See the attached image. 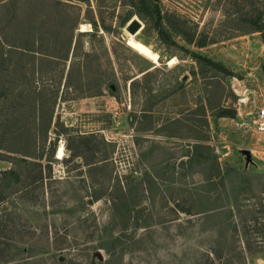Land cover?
Listing matches in <instances>:
<instances>
[{"label": "rangeland", "instance_id": "rangeland-1", "mask_svg": "<svg viewBox=\"0 0 264 264\" xmlns=\"http://www.w3.org/2000/svg\"><path fill=\"white\" fill-rule=\"evenodd\" d=\"M139 1H39L36 36L24 37L10 22L15 9L26 21L35 2L6 0L2 26L21 39L9 55L0 43V137L17 98L44 100L54 118L41 141L37 189L26 187L34 167L21 162L14 186L24 194L0 203V264H264L263 252L247 251L243 228L229 226L221 237L231 219L201 212L223 192L216 180L203 197L214 154L240 173L225 180V205L251 175H262L252 181L262 199L264 131L255 124L264 108L262 34L234 30L231 0ZM135 19L141 27L132 34ZM74 25L69 49L63 40ZM209 100L236 117L213 115ZM200 140L208 145L200 152L212 155L205 163L195 151ZM0 154V171L13 168Z\"/></svg>", "mask_w": 264, "mask_h": 264}, {"label": "trees", "instance_id": "trees-1", "mask_svg": "<svg viewBox=\"0 0 264 264\" xmlns=\"http://www.w3.org/2000/svg\"><path fill=\"white\" fill-rule=\"evenodd\" d=\"M3 1L4 0H0V4H4L0 5V10L3 11V16L0 17V43H6L8 45L9 49L5 51V54L9 55L12 52L11 48L17 45V43L20 42L19 40L21 39L18 38V35H16L15 33H20V36L23 35L24 37L27 35L33 37L36 36L37 30L35 31L36 21L33 18L35 15L34 12L35 10L41 8V2L45 5V1L49 0H34L35 7L33 8L35 9L34 11L26 12V21H24L21 16L18 17L20 10L18 9L16 11L15 9V15L11 19L10 25L15 27L16 31L14 34L10 35L6 33L5 28L2 26L3 21L6 18L4 16L6 12V0L4 2ZM20 1L23 0H10V3H18ZM36 1L41 2H39L40 4H37ZM139 2L143 5L147 4V0H140ZM231 3L233 7L231 14V23L234 30L236 32L244 33L260 32L262 34V40L264 43V0H231ZM15 8H17V6ZM156 10L158 12V17L162 20L161 10L158 6ZM47 33L48 31H45V34ZM44 38L45 37H42V40H45ZM73 39L74 35L72 34L71 38L69 37L68 40H63L64 43L68 44L67 46L69 47V49L72 46ZM37 42L40 43V40L38 39ZM207 42V40L201 42L200 46H204L205 44H207ZM21 47L28 49V47H25L24 45ZM27 51L34 52L35 54L40 52L37 49H29ZM192 55L199 63L205 62L208 65H211L213 68L219 70L220 72H223L227 75H235L233 71L229 70L223 64L214 61L211 58L205 57L199 53H193ZM39 63L42 64V61L38 58L35 62L36 71L38 70L37 68L39 66ZM262 69L264 70V63L262 65ZM210 86L213 87L212 84H210ZM28 89H26V91L28 92L27 94L35 92L31 88ZM13 90L17 91L19 89L14 88ZM23 93H25V90L23 91ZM45 105L46 102L44 100L25 101L24 99L17 98L8 107L10 108V112L5 121V128H7L9 131L4 132V138L0 137V150H3L7 155V160L12 163L13 168L0 171V203L2 201H5L7 198L9 199L10 196L24 194L23 188L16 189L14 186V183L16 181L19 182L22 180L21 173L16 170L17 164L25 162L34 167V174L30 173V179L26 187L37 183L39 181V178L42 177H39L38 174H35V170L38 169L41 175V161L44 158V153L41 152V141H47L50 138V130L54 118V111L48 110ZM208 108L211 112H213V115L215 116L235 118L237 115L236 109L228 110L225 107L212 103L210 100L208 101ZM216 110L220 111L218 112ZM205 113L206 122L207 125H209L206 110ZM200 141L201 142L195 145V151L198 152L200 157H204L203 163H205L212 155L208 152H200L201 148H208V145L203 143L205 142L204 140ZM214 157H216V162L214 163L213 172L209 175L205 174L204 182L206 183V185L204 186L205 190L203 197H210L208 193L212 189H207L206 186L208 185V183H211L210 185L213 186V182H215L216 180L221 183L223 192L217 194L216 199L212 202V208L204 209L201 212H208V218H221L224 216H228V218H230L231 220L227 224H223V228L227 229H221L222 231H224L223 233L221 232V237H223L225 233L228 232L229 226H231V228L234 229L236 233L240 231V228L241 230L243 228V233H245L247 236H251V239L246 240L247 251L254 254L255 252L264 253V188L261 191L262 199L258 200L256 198L252 182L254 179L260 180L262 175H251L245 178L247 179V184L233 191L232 205L227 206L223 203L222 197V193L227 192L224 185L225 180L227 178H229V180H233L232 174L240 175V173L235 171L228 164L223 166L219 162L217 155L214 154ZM49 158L51 160V156H49ZM33 189H37L36 184ZM215 191H217V188ZM30 193L31 199H34L33 197H35V194L33 192ZM254 238L257 239L256 242H259L261 244L260 247H257L258 249H253L254 246L252 245V243H255L253 242L255 241ZM0 242L1 244L3 243L2 241Z\"/></svg>", "mask_w": 264, "mask_h": 264}, {"label": "built area", "instance_id": "built-area-1", "mask_svg": "<svg viewBox=\"0 0 264 264\" xmlns=\"http://www.w3.org/2000/svg\"><path fill=\"white\" fill-rule=\"evenodd\" d=\"M255 124L259 131H264V108H261L258 112Z\"/></svg>", "mask_w": 264, "mask_h": 264}, {"label": "water", "instance_id": "water-1", "mask_svg": "<svg viewBox=\"0 0 264 264\" xmlns=\"http://www.w3.org/2000/svg\"><path fill=\"white\" fill-rule=\"evenodd\" d=\"M140 27H141V23L137 19H135L132 23L128 25L127 30L132 34H135Z\"/></svg>", "mask_w": 264, "mask_h": 264}, {"label": "bare ground", "instance_id": "bare-ground-1", "mask_svg": "<svg viewBox=\"0 0 264 264\" xmlns=\"http://www.w3.org/2000/svg\"><path fill=\"white\" fill-rule=\"evenodd\" d=\"M82 31H86V25L85 24L83 25ZM64 154H65V149H64V146L62 145L58 149L57 157L58 158H63Z\"/></svg>", "mask_w": 264, "mask_h": 264}, {"label": "crops", "instance_id": "crops-1", "mask_svg": "<svg viewBox=\"0 0 264 264\" xmlns=\"http://www.w3.org/2000/svg\"><path fill=\"white\" fill-rule=\"evenodd\" d=\"M75 30H76V29H75V26H74V27H73V35H74V33H75Z\"/></svg>", "mask_w": 264, "mask_h": 264}]
</instances>
